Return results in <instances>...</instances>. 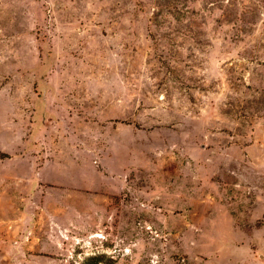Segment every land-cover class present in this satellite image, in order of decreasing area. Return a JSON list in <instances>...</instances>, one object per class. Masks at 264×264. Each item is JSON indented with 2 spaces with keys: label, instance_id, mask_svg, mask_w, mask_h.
<instances>
[{
  "label": "rangeland",
  "instance_id": "rangeland-1",
  "mask_svg": "<svg viewBox=\"0 0 264 264\" xmlns=\"http://www.w3.org/2000/svg\"><path fill=\"white\" fill-rule=\"evenodd\" d=\"M45 160L0 264H264V0H0V188Z\"/></svg>",
  "mask_w": 264,
  "mask_h": 264
},
{
  "label": "crops",
  "instance_id": "crops-1",
  "mask_svg": "<svg viewBox=\"0 0 264 264\" xmlns=\"http://www.w3.org/2000/svg\"><path fill=\"white\" fill-rule=\"evenodd\" d=\"M49 163L50 161L45 160L37 170L31 172L30 174H13L10 176L12 177L10 180H5L2 183V187L0 188V204L3 201L4 203L10 205V209L7 214L0 210V221L7 220L6 216H8L9 220H11L13 219V215H16V217L21 215V193L19 190L20 180L22 181V185L24 184V187L27 190L37 187V185L42 186L46 184H58L61 187H68V184H71L75 187H84V185L88 183V177H86L87 175H85V172L82 168H80V170L77 169L74 180L67 181L68 179L63 178L59 170L54 172ZM100 175H102L101 172L96 173L97 177H100ZM24 178H26L28 181H23L22 179ZM104 188L107 189V185H105Z\"/></svg>",
  "mask_w": 264,
  "mask_h": 264
},
{
  "label": "trees",
  "instance_id": "trees-1",
  "mask_svg": "<svg viewBox=\"0 0 264 264\" xmlns=\"http://www.w3.org/2000/svg\"><path fill=\"white\" fill-rule=\"evenodd\" d=\"M101 256L100 255H95V256H91L89 258V262L88 264H99L101 262ZM108 264V263H105Z\"/></svg>",
  "mask_w": 264,
  "mask_h": 264
}]
</instances>
